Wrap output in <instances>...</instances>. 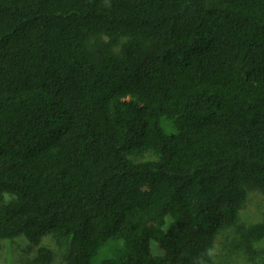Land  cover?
Instances as JSON below:
<instances>
[{"label":"trees","instance_id":"obj_1","mask_svg":"<svg viewBox=\"0 0 264 264\" xmlns=\"http://www.w3.org/2000/svg\"><path fill=\"white\" fill-rule=\"evenodd\" d=\"M249 190L264 195V0H0V242L215 264ZM238 233L259 259L264 218Z\"/></svg>","mask_w":264,"mask_h":264},{"label":"rangeland","instance_id":"obj_2","mask_svg":"<svg viewBox=\"0 0 264 264\" xmlns=\"http://www.w3.org/2000/svg\"><path fill=\"white\" fill-rule=\"evenodd\" d=\"M163 133L172 137L175 129L169 120L161 121ZM148 158V157H147ZM143 158L139 159L142 161ZM264 218V195L258 190H249L247 200L241 207L236 226L221 231L211 249V257L215 264H259L264 258V241L257 245L260 257L251 260L246 256L240 244L238 230L260 223ZM42 247H48L56 253L53 264H61L59 249L54 237H44L39 244L29 243L24 237L0 242V264H30ZM152 251L156 244H151ZM154 253V251H153Z\"/></svg>","mask_w":264,"mask_h":264}]
</instances>
